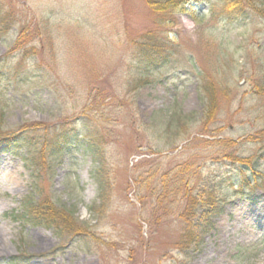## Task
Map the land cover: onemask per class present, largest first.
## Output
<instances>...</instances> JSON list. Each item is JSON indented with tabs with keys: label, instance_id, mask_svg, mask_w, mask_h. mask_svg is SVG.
I'll return each instance as SVG.
<instances>
[{
	"label": "rangeland",
	"instance_id": "1",
	"mask_svg": "<svg viewBox=\"0 0 264 264\" xmlns=\"http://www.w3.org/2000/svg\"><path fill=\"white\" fill-rule=\"evenodd\" d=\"M225 1L193 2L162 28L173 62L141 86L131 55L153 29L145 0H0V135L80 120L92 141L31 166L0 156V264H264V0H241L235 20ZM204 85L219 100L205 128ZM178 110L195 115L185 129ZM232 156L256 159L262 180L248 198L218 187L231 198L203 246L181 253L184 183L219 182ZM29 198L89 232L70 241L23 223Z\"/></svg>",
	"mask_w": 264,
	"mask_h": 264
},
{
	"label": "trees",
	"instance_id": "2",
	"mask_svg": "<svg viewBox=\"0 0 264 264\" xmlns=\"http://www.w3.org/2000/svg\"><path fill=\"white\" fill-rule=\"evenodd\" d=\"M198 0H145L146 7L153 18L152 28L149 32L140 35L132 43L131 65L143 74L141 86L149 85V78L162 72L173 62L176 48L175 42L169 38V34L163 32L162 28L169 29L177 25L178 16L185 14L187 8L193 2ZM226 11L232 20L242 18L245 10L241 0H226ZM245 3V2H244ZM204 95H201V101L205 105L204 128L208 121L212 122L217 113L218 98L214 89L210 85H204ZM195 118L194 114H184L178 110L175 112L173 119L181 128H186L188 123ZM77 122V123H76ZM88 128L81 126L80 120L75 123H62L58 126L35 124L32 129H21L16 133H6L0 135V156L9 154L15 158L19 157L26 165L34 164L40 155L41 160H47L49 157L59 158L61 155L69 154L83 141L89 134ZM34 134H33V133ZM41 132L43 134H38ZM83 132L87 134L84 135ZM38 136L34 140L33 137ZM88 140V139H87ZM89 141V140H88ZM87 141V142H88ZM91 147L92 141L88 142ZM230 169L221 173L220 180L216 179L206 181L200 180L199 183L193 184L190 177L184 183L186 187L184 211L180 214L179 219L182 222L181 234L175 247L181 253H190L192 250H199L204 242L206 234L212 229L213 219L223 211V205L227 204L229 197L220 196L219 188L224 187L233 190L235 196L248 198V190L258 187L262 177L257 169L259 162L256 159L246 157L232 156L228 158ZM189 167V166H188ZM188 168L182 171L186 173ZM190 172V171H189ZM189 172L186 175H189ZM166 180V178H165ZM210 180V181H209ZM99 190L103 194L105 187L104 180L98 179ZM162 190L171 194L173 189L167 186L166 181L161 185ZM178 187V186H177ZM181 187L177 188L176 193H180ZM101 194V198L103 195ZM162 202H159V204ZM21 214H15L16 219L20 218L23 223L35 227L44 226L63 238L68 236L70 241L84 238L89 231L84 225L80 224L75 218L74 213L66 209H60L56 204L48 199L37 202L29 198L22 202ZM24 256L11 257L6 264H22L26 262Z\"/></svg>",
	"mask_w": 264,
	"mask_h": 264
},
{
	"label": "bare ground",
	"instance_id": "3",
	"mask_svg": "<svg viewBox=\"0 0 264 264\" xmlns=\"http://www.w3.org/2000/svg\"><path fill=\"white\" fill-rule=\"evenodd\" d=\"M7 177L9 178L10 176H7ZM0 239L3 240L1 233H0Z\"/></svg>",
	"mask_w": 264,
	"mask_h": 264
}]
</instances>
